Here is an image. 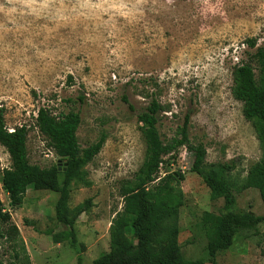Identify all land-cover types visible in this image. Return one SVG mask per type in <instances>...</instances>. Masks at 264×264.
Here are the masks:
<instances>
[{
  "label": "rangeland",
  "instance_id": "rangeland-1",
  "mask_svg": "<svg viewBox=\"0 0 264 264\" xmlns=\"http://www.w3.org/2000/svg\"><path fill=\"white\" fill-rule=\"evenodd\" d=\"M261 46L264 0H0V107L8 130L28 128L29 163L60 172L67 164L35 125L40 107L79 112L81 148L106 136L83 168L90 185L74 181L68 188L78 253L55 218L58 193L28 188L14 207L0 190L19 232L17 240H1L0 264H92L109 251L111 221L122 211L118 188L133 178L145 154L137 113L152 100L162 107L156 125L162 141L179 137L188 114L189 140L204 145L206 162L236 164L235 210L263 215L260 191L245 186L261 156L259 142L231 93L233 67ZM192 160L182 146L174 160L164 157L159 176L173 175L169 187L184 258L206 261L204 218L218 215L223 200L211 198L191 171ZM9 165L0 145V173ZM158 180L147 186L152 193ZM86 201V210H78ZM131 235L126 227L124 238ZM216 262L264 264V224L241 233Z\"/></svg>",
  "mask_w": 264,
  "mask_h": 264
},
{
  "label": "trees",
  "instance_id": "trees-1",
  "mask_svg": "<svg viewBox=\"0 0 264 264\" xmlns=\"http://www.w3.org/2000/svg\"><path fill=\"white\" fill-rule=\"evenodd\" d=\"M255 46L254 40L247 41ZM232 96L242 104L244 118L249 121L259 142L261 156L247 171L245 186L258 189L264 204V46L257 47L247 61L235 65L232 70ZM81 102L83 97H79ZM124 102H128L123 97ZM161 105L152 100L137 113V121L145 145L143 161L131 180H124L118 188L122 199V211L116 212L110 226V249L92 264H217L219 251L230 249L235 239L243 232H256L264 224V214L235 210V195L231 173L234 161L209 164L206 149L202 143L193 144L188 137L189 115H185L178 129V138L171 142L162 141L157 130ZM5 111L0 107V145L8 153L10 165L0 173V190L8 198L10 206H20L28 188L58 193L55 203V218L64 225L69 244L78 253L73 221L67 202L69 185L79 181L85 186L90 182L84 177L83 168L100 152L106 136L86 148L78 143L77 130L81 124L79 112L53 113L48 107H40L35 117V125L48 139L51 147L65 160V171L60 172L55 165L39 168L29 163L27 156L28 128L26 125L9 131L5 123ZM186 147L192 154L191 171L196 173L210 190L212 199L222 198L223 205L218 215L208 214L204 218L206 234V261L184 258L179 247L177 205L173 203L169 183L173 175L165 172L160 177L164 157L176 158L178 149ZM155 192L148 185L155 182ZM88 201L78 207L86 210ZM4 225V226H3ZM132 230L131 240L124 238V229ZM19 232L11 223L10 215L4 211L0 199V242L17 240ZM17 257V256H16ZM8 264H16L14 261Z\"/></svg>",
  "mask_w": 264,
  "mask_h": 264
},
{
  "label": "water",
  "instance_id": "water-1",
  "mask_svg": "<svg viewBox=\"0 0 264 264\" xmlns=\"http://www.w3.org/2000/svg\"><path fill=\"white\" fill-rule=\"evenodd\" d=\"M66 165H67V164H65V167H66ZM65 167L63 168V171H65V169H66ZM58 170H59V168H58Z\"/></svg>",
  "mask_w": 264,
  "mask_h": 264
},
{
  "label": "built area",
  "instance_id": "built-area-1",
  "mask_svg": "<svg viewBox=\"0 0 264 264\" xmlns=\"http://www.w3.org/2000/svg\"><path fill=\"white\" fill-rule=\"evenodd\" d=\"M9 131H12V130H9Z\"/></svg>",
  "mask_w": 264,
  "mask_h": 264
}]
</instances>
